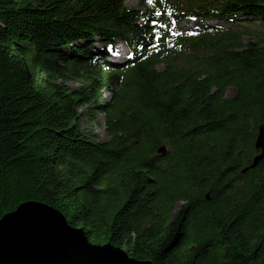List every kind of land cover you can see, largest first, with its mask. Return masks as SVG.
<instances>
[{"label":"trees","instance_id":"obj_1","mask_svg":"<svg viewBox=\"0 0 264 264\" xmlns=\"http://www.w3.org/2000/svg\"><path fill=\"white\" fill-rule=\"evenodd\" d=\"M263 128L264 0H0V218L35 201L138 261L264 264Z\"/></svg>","mask_w":264,"mask_h":264},{"label":"water","instance_id":"obj_2","mask_svg":"<svg viewBox=\"0 0 264 264\" xmlns=\"http://www.w3.org/2000/svg\"><path fill=\"white\" fill-rule=\"evenodd\" d=\"M260 152L254 168L264 158V128L255 143ZM164 154L165 148L158 150ZM0 264H152L128 256L110 244L88 242L85 231L69 226L56 209L40 202L21 203L0 218Z\"/></svg>","mask_w":264,"mask_h":264},{"label":"rangeland","instance_id":"obj_3","mask_svg":"<svg viewBox=\"0 0 264 264\" xmlns=\"http://www.w3.org/2000/svg\"><path fill=\"white\" fill-rule=\"evenodd\" d=\"M139 2H140V0H124L125 6L128 8H138ZM177 25H178L180 30H186V29L193 28L194 22L184 20V21H179L177 23ZM117 51H118V49H117ZM118 54H121V53L118 52ZM126 56H127V54H125V56L122 60H126L125 59ZM122 60H119V61L115 60V61H111V62L119 63ZM66 83H68V86L73 88V89L78 87V84L75 81H68ZM114 91H117L116 86L114 87ZM227 95L230 96L231 91L228 92ZM111 96H112V93L110 91H103L102 96H101V100L108 102L110 100ZM83 111H84V108L79 109V112H83ZM95 117H96V122H94V123L92 121H90L88 118H86V119L84 118L81 121V127L83 129H86L87 131L93 133L94 135H96L98 140L106 141L107 136H106L105 131H104V116L100 113H96Z\"/></svg>","mask_w":264,"mask_h":264}]
</instances>
